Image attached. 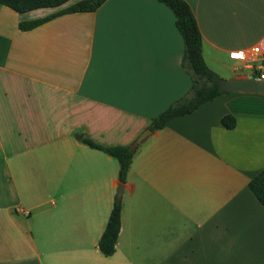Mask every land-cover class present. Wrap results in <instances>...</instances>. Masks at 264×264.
Masks as SVG:
<instances>
[{
  "label": "crops",
  "instance_id": "1",
  "mask_svg": "<svg viewBox=\"0 0 264 264\" xmlns=\"http://www.w3.org/2000/svg\"><path fill=\"white\" fill-rule=\"evenodd\" d=\"M81 1L25 14L0 4V264H264V205L250 189L264 170V95L240 92L138 147L116 252H100L119 163L84 140L134 143L192 80L157 0H108L20 29ZM185 1L220 79L250 77L230 53L256 46L264 73V0Z\"/></svg>",
  "mask_w": 264,
  "mask_h": 264
},
{
  "label": "trees",
  "instance_id": "2",
  "mask_svg": "<svg viewBox=\"0 0 264 264\" xmlns=\"http://www.w3.org/2000/svg\"><path fill=\"white\" fill-rule=\"evenodd\" d=\"M71 0H0V4L19 14H25L38 9L60 8ZM108 0H84L49 17L22 22L20 29L30 31L48 21L62 15L93 12ZM166 5L174 14L176 26L185 46L182 67L190 75L192 87L190 94L172 104L166 111L153 118L149 128L156 132L163 129L171 120L194 113L203 104L215 100L223 94L218 87L220 77L206 64L203 56L202 34L195 15L185 0H157ZM222 125L227 129L236 126L232 116L222 119ZM84 143L92 149L104 152L119 163V180L126 184L133 158L139 146L135 142L127 146L107 147L85 139ZM250 189L264 205V170L250 182ZM122 228V199L114 202L106 229L98 242V249L106 257L115 254Z\"/></svg>",
  "mask_w": 264,
  "mask_h": 264
},
{
  "label": "water",
  "instance_id": "3",
  "mask_svg": "<svg viewBox=\"0 0 264 264\" xmlns=\"http://www.w3.org/2000/svg\"><path fill=\"white\" fill-rule=\"evenodd\" d=\"M219 89L223 93H252L264 95V79H257L254 77L240 76L230 80L220 79L217 82ZM154 132L148 128L146 129L135 141V146H140L148 138L152 136ZM125 186L120 184L117 191V200H121L124 195Z\"/></svg>",
  "mask_w": 264,
  "mask_h": 264
},
{
  "label": "built area",
  "instance_id": "4",
  "mask_svg": "<svg viewBox=\"0 0 264 264\" xmlns=\"http://www.w3.org/2000/svg\"><path fill=\"white\" fill-rule=\"evenodd\" d=\"M261 52L262 48L260 46H256L251 51H234L230 53V59L236 62H240L246 69L252 70L253 72L250 77L264 79V73H262V70L253 65L254 60H256Z\"/></svg>",
  "mask_w": 264,
  "mask_h": 264
},
{
  "label": "rangeland",
  "instance_id": "5",
  "mask_svg": "<svg viewBox=\"0 0 264 264\" xmlns=\"http://www.w3.org/2000/svg\"><path fill=\"white\" fill-rule=\"evenodd\" d=\"M118 191V190H117Z\"/></svg>",
  "mask_w": 264,
  "mask_h": 264
}]
</instances>
